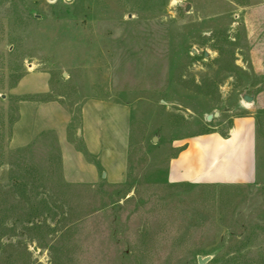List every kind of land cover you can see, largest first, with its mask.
<instances>
[{
  "label": "rangeland",
  "instance_id": "374dc122",
  "mask_svg": "<svg viewBox=\"0 0 264 264\" xmlns=\"http://www.w3.org/2000/svg\"><path fill=\"white\" fill-rule=\"evenodd\" d=\"M51 99L75 115L68 139L96 166L95 182L67 178L55 131L14 141L15 127L23 134L35 120L34 111L18 124L21 103ZM89 99L130 111L121 180H108L77 134ZM248 117L253 181H171L182 148L176 167L200 171L216 136L200 137L229 135ZM236 154L215 172L240 177ZM67 166L80 174L72 152ZM199 255L264 264V0H0V264H199Z\"/></svg>",
  "mask_w": 264,
  "mask_h": 264
},
{
  "label": "crops",
  "instance_id": "0c3cea01",
  "mask_svg": "<svg viewBox=\"0 0 264 264\" xmlns=\"http://www.w3.org/2000/svg\"><path fill=\"white\" fill-rule=\"evenodd\" d=\"M44 87V89L30 91L45 93L49 90L48 84ZM34 111L35 120L31 118L29 127L27 130L25 129L26 131L23 134H17L15 127L14 141L19 144H26L43 131H55L58 133L62 144L63 164L67 178L75 182H95L98 178L96 166L88 163L82 152L77 150L75 145L68 139L69 128L77 123L74 120L75 115L58 99L24 101L20 105L21 117L18 124L20 125L24 117L29 115L33 117ZM80 119L81 127H78L77 134L78 136L82 135L88 150L96 155L100 164L104 166L108 180L123 179L128 152V124L130 122L128 107L120 102L89 99L82 105ZM230 131L229 135L216 132L200 137L216 136L212 139V145L203 143L204 147L202 148L200 160L198 159V162L202 165L200 171L193 172L192 169L188 172L183 165H180L179 168L176 167V163L182 162V158L185 160L183 156L187 153L188 144L182 148L176 156L169 160V168L175 172V176H172L171 181L215 184H246L253 181L256 175H254V172L256 173V155L255 135L250 118L235 121ZM70 152H72L77 162V168L80 172L78 175L73 176L71 171L67 169ZM119 154L122 155V158L124 155L123 164L121 162L117 163ZM235 154L237 156L233 164V170L239 172L240 177L225 178L226 176H221L215 172L214 167L221 159H231ZM83 174L87 177H84ZM250 174H253V176L251 177Z\"/></svg>",
  "mask_w": 264,
  "mask_h": 264
},
{
  "label": "water",
  "instance_id": "95a60500",
  "mask_svg": "<svg viewBox=\"0 0 264 264\" xmlns=\"http://www.w3.org/2000/svg\"><path fill=\"white\" fill-rule=\"evenodd\" d=\"M194 52H196V50H194ZM205 54L208 55L207 52H206ZM243 98H244L245 100H247V101H250V102L253 100V97H252V96H249V95H247V94H245V95L243 96ZM218 114H219L218 112H215V113H209V114L206 115V119H207L208 121H210V120L213 119L214 116H217ZM153 140L155 141V140H156V137H154ZM210 258H211L210 256H201V255H199V256L197 257V261H198L199 264H206V263L210 260Z\"/></svg>",
  "mask_w": 264,
  "mask_h": 264
}]
</instances>
